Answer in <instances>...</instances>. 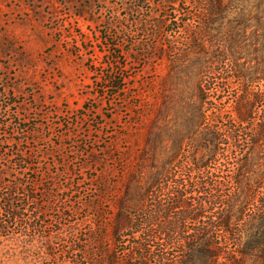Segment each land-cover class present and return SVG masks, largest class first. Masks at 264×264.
I'll return each instance as SVG.
<instances>
[{"label":"trees","instance_id":"16d2710c","mask_svg":"<svg viewBox=\"0 0 264 264\" xmlns=\"http://www.w3.org/2000/svg\"><path fill=\"white\" fill-rule=\"evenodd\" d=\"M126 8L129 16L110 11L103 26L117 64L109 87H126L120 60L129 52L199 62L208 87H219L230 65L244 83L231 45L243 33L225 22L232 12L238 25L261 16L264 30V0H132ZM234 96L233 108L214 107L212 124L173 154L174 163L183 155L175 170L157 177L148 164L155 155L143 152L137 163L121 155L119 186L103 174L62 178L44 160L55 148H25L35 127L0 118V243L43 241L48 264H264V88ZM17 131L22 139L11 136Z\"/></svg>","mask_w":264,"mask_h":264},{"label":"rangeland","instance_id":"374dc122","mask_svg":"<svg viewBox=\"0 0 264 264\" xmlns=\"http://www.w3.org/2000/svg\"><path fill=\"white\" fill-rule=\"evenodd\" d=\"M131 2L0 0V118L24 119L35 127L25 134V148L32 152L39 146L43 155L55 148L44 160L54 162L62 178L78 181L103 174L108 183L117 184L119 157L130 155L137 163L143 152L156 156L148 164L154 163L152 171L162 176L180 164L183 155L175 163L170 158L189 148V136L212 124L214 107L233 108L235 91L264 88V79L256 78L264 70L263 18L238 25L240 14L235 12L225 27L242 30L231 45L232 62L240 64L244 83H238L230 65L220 72L219 87H208L211 76L199 62L178 66L172 58L129 52L120 60L126 65V87H109L117 64L103 26L110 11L129 16ZM11 136L24 135L17 131ZM85 159L88 166L82 165ZM46 246L43 241H2L0 264H48Z\"/></svg>","mask_w":264,"mask_h":264}]
</instances>
